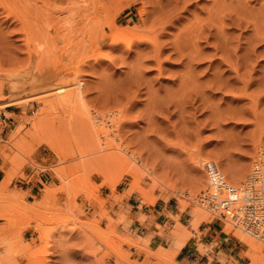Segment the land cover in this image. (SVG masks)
<instances>
[{"label": "rangeland", "instance_id": "obj_1", "mask_svg": "<svg viewBox=\"0 0 264 264\" xmlns=\"http://www.w3.org/2000/svg\"><path fill=\"white\" fill-rule=\"evenodd\" d=\"M262 37L264 0H0V264L19 254L25 264H249L264 253V240L196 199L205 160L239 185L264 157ZM74 77L83 100L51 105L42 91ZM86 108L109 113L107 134L89 132ZM15 177H35L41 197L15 195ZM162 203L190 208L192 227L223 225L233 247L208 263L177 260L189 230L178 214L173 225L148 220ZM24 220L38 242L18 239ZM150 232L172 246L151 247Z\"/></svg>", "mask_w": 264, "mask_h": 264}, {"label": "crops", "instance_id": "obj_2", "mask_svg": "<svg viewBox=\"0 0 264 264\" xmlns=\"http://www.w3.org/2000/svg\"><path fill=\"white\" fill-rule=\"evenodd\" d=\"M1 162V160H0ZM18 177L14 178L12 181L11 188H14L15 195H23L25 201L31 203L35 199H39L41 197V191L38 189V183L36 178H30L29 180H22ZM179 215V219L182 225L187 226V230H189V236L185 240L184 244L177 250L175 256L179 261L184 262H198V263H208V257L213 255L214 259L219 258V253L224 249H227L226 244H230L231 248L234 243L232 242L233 238L230 236H226L222 233L223 225L217 223H202L196 227H192L189 223L193 219V215L190 211V208H186L184 211L180 210L179 205L169 206L167 203L159 204L158 207H154L148 211L146 214L150 216L148 220H151L153 223L156 222L160 225H164L165 223H169L170 225L175 224L174 219L170 217L169 214ZM5 220H0V224L5 223ZM15 230L17 233L18 239H21L22 243H36L38 242V230L36 229L35 220H24V221H16L14 222ZM199 232V234H198ZM150 241L149 244L151 247H170L173 244L174 237L170 236L167 239L166 236H162L158 233L150 232ZM198 243H204L207 246H211V250H207L205 252H201ZM56 247V246H54ZM172 248V247H171ZM1 250L4 248L1 247ZM70 253V251H66V254ZM16 259L20 264H25V259L22 255H17ZM64 264H76L73 262H69L65 260Z\"/></svg>", "mask_w": 264, "mask_h": 264}, {"label": "built area", "instance_id": "obj_3", "mask_svg": "<svg viewBox=\"0 0 264 264\" xmlns=\"http://www.w3.org/2000/svg\"><path fill=\"white\" fill-rule=\"evenodd\" d=\"M206 186L196 199L200 206L219 215L246 233L264 240V157L239 185H231L215 159L203 163Z\"/></svg>", "mask_w": 264, "mask_h": 264}, {"label": "bare ground", "instance_id": "obj_4", "mask_svg": "<svg viewBox=\"0 0 264 264\" xmlns=\"http://www.w3.org/2000/svg\"><path fill=\"white\" fill-rule=\"evenodd\" d=\"M126 5V4H125ZM117 7V6H116ZM118 11H119V9H117ZM13 13H14V11H13ZM26 27V26H25ZM25 29V28H24ZM262 38H264V37H262ZM58 75V74H57ZM48 76V75H47ZM50 76V75H49ZM48 76V77H49ZM43 77V76H42ZM40 78V77H39ZM59 78V77H58ZM42 79V78H41ZM32 80H34V79H32ZM38 80H36L35 82H32L31 83V86L32 87H35L37 84H38ZM82 81L80 80V79H76L75 77L74 78H72V79H63V80H59V81H57V82H55V83H53V84H49V88H48V90L46 89L44 92L42 91V93H44V94H49V93H51V94H53L54 95V97L52 98V100L50 101V103H51V105H55L56 106V104L57 105H67V104H71V103H73V102H77V101H80L82 98H83V91H82V89H81V85H82ZM41 93V92H40ZM38 95V94H37ZM17 100V99H16ZM46 100H49V99H46ZM83 100V99H82ZM13 101H15V100H13ZM7 102V101H6ZM8 103V102H7ZM50 103H48V104H50ZM82 105V104H81ZM83 107V106H82ZM81 108V107H80ZM82 109H84V107L83 108H81L80 110H82ZM110 111V110H109ZM95 111H91L90 109H88V108H86L85 110H83L82 111V114H83V120L86 122V126L88 127H86L87 129H89L90 131L89 132H91V134L93 135V136H96V135H98L99 133H104V134H107V131L108 130H106V129H103V126H105L106 127V125H104L105 124V117H109L108 116V112L107 113H105L104 114V116H101V115H98V113L96 112V113H94ZM79 114V113H78ZM80 115V114H79ZM82 116V115H81ZM81 118V117H80ZM79 118V119H80ZM109 119H111V118H109ZM100 121V122H98V124H100L101 123V125H100V127L99 126H96V125H94V123H96L97 121ZM118 120L115 118V119H111V124H113L114 126H118L119 125V123L117 122ZM82 122V121H81ZM85 122H83V125H84V123ZM94 122V123H93ZM115 127V129H113L111 132L114 134V135H117V132H116V130H117V128ZM115 138V137H114ZM119 144L121 145L122 144V141L120 140V138H119ZM119 144H117L118 146H116L117 148H120L119 146ZM52 146L55 148L56 146L55 145H53L52 144ZM125 146V145H124ZM56 150H58L57 148H55ZM126 149H128L127 147L125 148V147H122V148H120V150H122V151H124V152H127L126 151ZM128 153V152H127ZM127 153H124V155H122L120 152H113V154H112V157L113 158H115V159H117L118 161H120L122 164L123 163H126V156H125V154H127ZM130 153V152H129ZM128 153V154H129ZM199 160V159H198ZM131 161V160H130ZM130 161L127 159V164L128 165H130ZM133 161V160H132ZM199 162V161H198ZM202 162V161H201ZM254 164V163H253ZM133 165H135V164H133ZM134 168H135V166H134ZM134 170V169H133ZM148 171V170H147ZM251 172V171H250ZM262 180H264V173H262ZM232 181V180H231ZM234 182H235V180H234ZM237 183V182H236ZM114 185V184H113ZM262 185H264V184H262ZM204 188V187H203ZM197 207V206H196ZM197 211V210H196ZM201 213V212H200ZM112 222V221H111ZM230 226H228V228H229ZM232 228V227H231ZM230 228V229H231ZM229 230V229H228ZM228 230H227V232H228ZM236 232H237V230H236ZM108 235V234H107ZM109 236H110V234H109ZM188 238V237H187ZM187 238H184V239H178L177 241H175V244H174V246H173V248H172V251L170 252L171 253V255L172 256H175V254H176V252H177V250L184 244V242H185V240L187 239ZM240 238L242 239V240H244L245 242H246V246L248 247V244H251V245H254V243H253V240L252 239H250L249 237H247V236H244V235H241L240 236ZM109 239V238H108ZM111 244V243H110ZM114 248V247H113ZM161 248V247H160ZM115 249V248H114ZM164 248H162L161 249V251L163 250ZM166 249V248H165ZM249 249V248H248ZM120 253V252H119ZM121 257L123 256V255H120ZM262 256H264V253H260L259 252V254H256L255 256H253V255H251V254H249V257L250 258H252V261L249 263V264H258V262H259V260H261L260 258H262ZM124 263V262H123ZM122 262H121V258L119 259V262H118V264H123ZM125 264V263H124ZM178 264H184V263H180V262H178Z\"/></svg>", "mask_w": 264, "mask_h": 264}]
</instances>
